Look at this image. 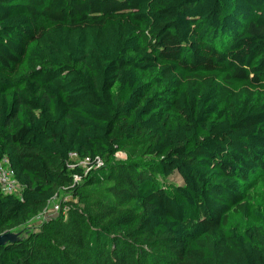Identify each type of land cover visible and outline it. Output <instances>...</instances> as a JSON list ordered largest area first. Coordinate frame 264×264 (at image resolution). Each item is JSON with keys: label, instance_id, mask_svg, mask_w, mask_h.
<instances>
[{"label": "trees", "instance_id": "16d2710c", "mask_svg": "<svg viewBox=\"0 0 264 264\" xmlns=\"http://www.w3.org/2000/svg\"><path fill=\"white\" fill-rule=\"evenodd\" d=\"M0 163V264H264V0H0Z\"/></svg>", "mask_w": 264, "mask_h": 264}, {"label": "rangeland", "instance_id": "374dc122", "mask_svg": "<svg viewBox=\"0 0 264 264\" xmlns=\"http://www.w3.org/2000/svg\"><path fill=\"white\" fill-rule=\"evenodd\" d=\"M117 157L118 158H123L124 154L123 153H117ZM170 178H171L172 181H175L177 183H181V178L178 175H173ZM66 196H67V194L64 191L60 192L59 196L54 198L48 204V207L43 212H41L40 214L35 216L33 219L28 221L26 224L20 226L17 229L12 230V231H14L15 233H18L19 236H22V235L25 234V232L27 230H30V229L34 228L35 226L40 224L43 220H45V219H47L49 217H53V216L57 215V213H56V205L59 204L61 199L65 198Z\"/></svg>", "mask_w": 264, "mask_h": 264}, {"label": "built area", "instance_id": "2783aa9c", "mask_svg": "<svg viewBox=\"0 0 264 264\" xmlns=\"http://www.w3.org/2000/svg\"><path fill=\"white\" fill-rule=\"evenodd\" d=\"M2 162H7L6 158H4L2 160ZM83 164L85 165V161H83ZM12 172L11 170H9L6 167L2 166V163H0V183L3 187L4 190H7L9 192H11L12 190H14L16 188V186L14 185V181L11 178ZM76 180L79 179V177H75ZM14 187V188H13ZM60 209V204L56 205V213H58Z\"/></svg>", "mask_w": 264, "mask_h": 264}, {"label": "water", "instance_id": "95a60500", "mask_svg": "<svg viewBox=\"0 0 264 264\" xmlns=\"http://www.w3.org/2000/svg\"><path fill=\"white\" fill-rule=\"evenodd\" d=\"M19 238L18 233L7 231L0 234V245H4L6 242L16 241Z\"/></svg>", "mask_w": 264, "mask_h": 264}]
</instances>
